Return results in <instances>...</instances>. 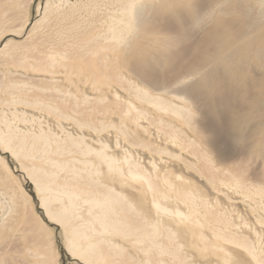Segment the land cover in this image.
<instances>
[{
    "label": "rangeland",
    "instance_id": "374dc122",
    "mask_svg": "<svg viewBox=\"0 0 264 264\" xmlns=\"http://www.w3.org/2000/svg\"><path fill=\"white\" fill-rule=\"evenodd\" d=\"M142 1L145 6L157 8L164 18L175 5L170 0ZM15 2L16 6H8L5 12L8 14L4 13V23L0 25V82L15 81L18 89H13L14 94L20 93L28 101L35 97L39 104H16L14 107L0 101V130H7V122L12 129L19 130L18 135L25 134L28 140L32 134L41 132L48 137L50 145H45L47 152L36 150L28 157L3 152L0 148V156L9 166L6 169L0 161V226L13 227L4 230L0 237V264H15V259L20 260L17 256L20 255L21 234H26L28 240L33 236H37L38 242L42 239L38 248L47 252L48 260L53 264H82L64 250V232L59 225L45 218L28 179L32 167L54 170L53 165L44 162L46 159L61 161L69 157L92 160L100 172H92L90 178H100V182L121 191L131 202V206L124 205L121 209L116 203L115 211L108 213L125 216L127 224L113 223L108 233L98 236L104 240H98L93 252L103 264H264V184L260 183V177L264 175V144L261 143L264 134L254 133L251 127L252 122L261 121L262 116L254 111H244L245 122H241L236 131H225L228 139L219 145L221 153L217 152L209 143L210 135L202 129L200 121V110L207 107V99L188 96L181 101L153 89L132 72L130 65L135 54L130 46L126 47L129 52L123 54V46L104 43L103 38L96 35L106 34L109 15L117 14L119 0ZM3 6L0 5V11L5 8ZM153 16L152 11L147 13V17ZM156 23L148 21L147 31L155 38H161L162 25ZM21 26L20 32L13 30ZM198 34V29L185 36H177L174 31L171 33L177 42L174 48L188 47ZM94 36L96 43L103 41L107 47L94 46V41H89ZM4 42L8 44L3 48ZM57 50L64 51V57L57 55L51 63L45 56L47 52ZM24 54L28 57L22 59ZM222 64L216 62L212 67L218 65V70L224 72L221 73L226 76L222 79L224 84L227 65L224 63L223 67ZM212 67L206 66L205 71ZM254 68L262 70L258 65ZM227 72L229 77L242 80L253 76L251 72L235 69ZM200 77L192 75L186 84L194 83ZM137 86L187 106L189 112L179 118L139 101L132 91ZM1 89L0 99H9L7 92ZM179 89L177 85L171 87L173 91ZM239 89L242 91L241 86ZM225 94L232 101V89L226 90ZM249 95L245 92L246 97ZM251 95L264 98V89H253ZM128 101L140 112L131 109ZM245 105L242 99L239 107ZM208 116L211 118L210 113ZM171 135H175V142L171 141ZM78 142L79 146L75 145ZM42 143L43 139H39L37 146ZM103 143L107 145L106 152L119 159L129 153L133 160H138L149 174L151 189L144 181L129 178L125 166L121 172L117 168L109 169L95 154H83L78 150L85 144L97 149ZM58 145L64 148L63 152L54 151ZM152 162L158 167L157 177L153 174ZM70 163L81 165L78 161ZM163 176L166 182L161 180ZM53 180L56 182L57 179ZM79 181L83 184L78 185L80 187L87 188V183L90 184L88 193L83 196L100 197L95 191L105 190L93 186L96 185L93 180ZM153 198L171 209L191 212V215L181 219L156 211ZM52 203L54 208L58 205L57 201ZM87 207L84 205L82 212ZM100 210L94 208L92 211ZM155 220H158L156 231L149 225ZM223 220L228 221L229 230L235 238L243 240L242 243H231L218 236L214 238L213 232L229 234ZM97 223L94 226L99 228ZM20 229L26 231L21 233ZM140 229L148 235L141 234ZM150 237L166 251L149 246ZM139 238L140 242L137 241ZM32 248L34 250L30 244L25 263L32 261ZM143 248L147 250L141 251Z\"/></svg>",
    "mask_w": 264,
    "mask_h": 264
},
{
    "label": "bare ground",
    "instance_id": "6f19581e",
    "mask_svg": "<svg viewBox=\"0 0 264 264\" xmlns=\"http://www.w3.org/2000/svg\"><path fill=\"white\" fill-rule=\"evenodd\" d=\"M166 1L168 2V0ZM170 1L174 2L175 5L169 10L168 16L164 18L157 8L145 6L142 0H119L120 4L117 14L112 13L109 15L105 30L106 34L104 32L101 35V32L96 35L103 38L104 43L110 42L112 45L123 46L125 49L123 54L129 52V49L127 50L126 47L130 46L134 51L133 54H135V59L130 65L132 72L139 80L147 83V85H151L153 89L159 90L162 93H169L181 101L186 100L188 96L193 98L201 96L207 99L209 105L207 104L206 108L204 106L200 110L202 113L200 121L202 129L210 135L209 143L218 150L217 152H220L219 145L228 139L226 138L225 131H236L241 126V122H245L243 121L244 111H254L255 114L259 113L262 116L261 121L252 122L251 127L254 129V133L261 132V134H264V98L251 95L253 89H264V0ZM10 4L13 6L17 5L15 0H0L1 7L3 5L5 7L3 11L1 9L2 12L0 11V25L2 22L4 23V15L8 14L5 12ZM179 5L181 6L179 9L176 11L172 10ZM149 11L153 12V17H147ZM148 21L157 22V25H162L163 36L161 38H155L147 31L146 25ZM22 28L23 26L13 30L20 32ZM194 29H198L199 34L188 47L174 48L177 42L171 36V33L175 31L177 36H185ZM31 30L33 29L29 31ZM12 35L15 34L13 33ZM94 38L95 36L89 39V41H94ZM103 41L102 43L94 41V46L97 45L101 49L107 47V43L104 44ZM6 43L4 42L3 48ZM63 52L58 50L49 51L45 57L52 63L56 60L57 55L64 57ZM25 57L28 56L24 54L22 59ZM9 58H11V55ZM19 61L23 62L22 60ZM252 61H254V64L251 63ZM216 62L225 63L227 65L226 68L228 67V69L225 68L227 79L224 81V84H222V79L226 76L221 74L224 72L218 70V65L212 67V64ZM208 65H211L212 68L206 72L205 68ZM255 65H258V68L260 67L262 70H255ZM234 69L242 72H251L253 76L245 80L236 78L235 76L229 77L230 75L227 74V71ZM204 72L206 73L203 75ZM195 74L200 75V79L194 83L186 84V80ZM174 85L180 86V89L177 91L171 90V87ZM17 86V83L13 80L0 82L1 90H4V93L7 92L9 95V99H0V101L14 107L16 104L32 106L39 104V100L35 97H33V101H28L21 97L20 93L14 94L16 91L13 89H18ZM240 86L242 91L239 89ZM230 88L233 93L231 97L232 101H229L225 94L226 90ZM132 91L134 97L139 101L153 105L161 111L173 113L179 118L184 115V112H189L187 106L178 105L172 100L162 97L159 93L153 94L138 86L133 87ZM245 92H248L250 95L246 97ZM259 98L260 100H258ZM242 99L246 105L240 108L239 105ZM128 105L131 109L140 112L132 102L128 101ZM220 107L227 108V111L225 112L224 108L221 110ZM21 113L24 114L23 112ZM209 113L211 118L208 116ZM5 127L7 128L5 132L0 130V148L3 152L28 157L33 156L36 150L42 153L48 151L45 145H50V140L45 134L41 132L32 134L30 140H28L25 134L18 135L19 130H16L15 127L12 129L7 122H5ZM39 139H43L40 147L37 146ZM170 139L175 142V135H171ZM261 143L264 144L263 137ZM75 145L79 146V142ZM106 149L107 145L103 143L97 149L85 144L83 148L78 150L83 154H95L109 169L117 168L121 172L122 166H125L129 178L142 180L151 189L149 174H147V171L138 160H133L129 153L119 159L107 153ZM54 151L63 152L64 148L58 145ZM47 160L44 162L53 165L55 167L54 170L35 166L28 171V179L33 185L34 191H36L39 207L48 221L61 227L64 232L63 248L69 255L79 259L82 264H103V261H98V256L93 252L98 240H104L103 237L98 238V236L108 233L113 223L127 224L125 216L117 215L116 212H114L115 215L111 216L108 213L111 210L115 211L114 206H116V203L120 209L124 205L131 206L130 200L121 191L112 188L113 186L111 187L108 184L100 182V178L98 180L90 178L92 172H100L92 160L75 157H69L61 161L56 159ZM0 161L6 169H9L7 162L2 156H0ZM71 161H78L81 165L71 164ZM152 168L153 174L157 177L155 171L158 167L153 162ZM21 169L24 170L25 168L21 166ZM61 171L63 173L60 175ZM83 173H85L84 176L81 175ZM86 178L96 182V185L92 184L93 186L105 189L104 191L94 190L100 194V197H94L93 195L89 197L83 196V194L88 193L89 190L87 188L90 184L87 183V188L80 187L83 184L79 180ZM53 179H57L56 182ZM161 180L166 182L164 176ZM232 185L235 186L233 183ZM21 189L26 193L23 187ZM54 201L58 202L55 208L52 206V202ZM152 204L156 211L164 214L187 219L191 215V212L185 213L178 208L171 209L156 198L152 199ZM84 205L88 207L82 212ZM94 208H100L101 210L100 212L92 211ZM86 215H89L91 220ZM95 222H98L99 228L94 226ZM223 222L224 228L229 234L224 235L212 231L214 238L218 236L231 243H242L243 240L235 238L232 234L233 232L229 230L230 224H228V221L223 220ZM157 223L158 220H155L153 223H149V225L156 231ZM12 229V226L1 224L0 237L3 235L4 230ZM25 231V229H20L21 233ZM138 231L141 234L148 235V232H141V229ZM25 235L21 234L19 236V239L22 240V246L20 245V249L18 250L20 255L17 256L20 260L15 259L17 260L15 264H51L52 261L48 260L47 252L38 248V243L40 242L41 244L42 239L38 242L37 236H33L28 240L25 238ZM152 237L154 238L155 235ZM152 237L149 238L151 241L149 246H155L165 252L166 249L158 241L151 239ZM137 241L140 242L141 239L139 238ZM110 243L113 246H117L113 242ZM30 244L34 246V250L32 248L33 251L31 252L32 261L25 263L24 259L26 258ZM149 246H147L148 250L150 249ZM246 246L248 248V245ZM146 250L143 248L141 251L145 252ZM13 258H16V256ZM144 264H148V262Z\"/></svg>",
    "mask_w": 264,
    "mask_h": 264
},
{
    "label": "snow or ice",
    "instance_id": "6c2138e0",
    "mask_svg": "<svg viewBox=\"0 0 264 264\" xmlns=\"http://www.w3.org/2000/svg\"><path fill=\"white\" fill-rule=\"evenodd\" d=\"M135 6V5H134ZM33 8H34V6H33ZM245 179H247V177H245ZM260 183L261 184H264V175H262L261 177H260ZM5 264H9V262H5Z\"/></svg>",
    "mask_w": 264,
    "mask_h": 264
}]
</instances>
